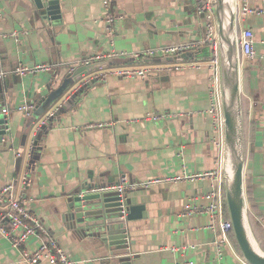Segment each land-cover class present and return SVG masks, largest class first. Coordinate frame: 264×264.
Masks as SVG:
<instances>
[{
  "label": "crops",
  "instance_id": "crops-1",
  "mask_svg": "<svg viewBox=\"0 0 264 264\" xmlns=\"http://www.w3.org/2000/svg\"><path fill=\"white\" fill-rule=\"evenodd\" d=\"M109 1L110 12L121 17L111 39L104 33L101 0H60V18L52 21L41 18L38 12L44 11L33 0H0V30L5 35L0 38V113L9 117L18 136L27 118L18 108H35L47 94L53 72L91 62L98 54L126 53L109 59L114 61L111 66L92 75L94 83L84 87L39 143L42 150L36 160H30L28 142L24 150L19 139L14 150L0 146V189L13 183L14 194L24 195L29 210L78 264H247L230 237L223 242L207 227L205 213L182 215L185 202L198 206L206 202L203 195L216 183L209 176L128 190L131 205L142 208L129 223L127 258L111 256L100 242L68 225L67 201L82 186L116 184L121 176L138 184L220 170L218 134L208 112L213 74L209 54L201 49L180 61L133 57L200 40L204 27L194 1ZM248 4L258 6L260 0ZM246 26L254 33L253 48L260 55L263 20L238 17L237 33ZM35 65L48 68L17 72ZM143 68L149 71L144 78L115 74L120 69ZM57 86L53 83L50 90ZM239 88L243 130L244 122L248 127L244 185L250 184V200L262 215L257 219L262 226L264 64L240 57ZM146 114L159 118L144 120ZM246 208L248 213L247 201ZM35 243L29 240L28 245ZM0 264H23L19 252L2 236Z\"/></svg>",
  "mask_w": 264,
  "mask_h": 264
},
{
  "label": "water",
  "instance_id": "water-1",
  "mask_svg": "<svg viewBox=\"0 0 264 264\" xmlns=\"http://www.w3.org/2000/svg\"><path fill=\"white\" fill-rule=\"evenodd\" d=\"M43 20L60 18V0H33ZM217 24L219 84L223 124L222 179L225 207L232 226V236L247 264H264V251L252 231L244 194L245 142L243 113L239 88L240 53L237 43L236 0H215ZM208 55V50L203 49ZM184 53L168 60L180 61L192 58ZM114 61L104 59L70 66L66 70L52 73L46 87L47 94L41 96L35 108L24 113L25 123L17 135L9 117L0 113V146L6 151L16 148L19 139L22 150L29 145L30 160L42 150L39 143L84 87L94 83V73ZM89 79V80H86ZM57 83L54 90L51 85ZM65 95V96H64ZM90 187V186H89ZM82 186L67 201L66 220L71 228L97 240L108 253L119 259L130 255L127 230L142 207L131 205L130 199L115 192L83 193L86 189L100 185Z\"/></svg>",
  "mask_w": 264,
  "mask_h": 264
},
{
  "label": "built area",
  "instance_id": "built-area-1",
  "mask_svg": "<svg viewBox=\"0 0 264 264\" xmlns=\"http://www.w3.org/2000/svg\"><path fill=\"white\" fill-rule=\"evenodd\" d=\"M197 16L203 21L204 32L195 43L192 44H177L171 45L159 50H148L141 54H136L133 57H144L147 59L158 58L166 60L170 57H175L184 53L195 54L199 50L206 48L208 50L210 59V68L213 72L209 86L210 108L208 112L213 117V126L218 134L216 144L220 150V170L207 172L204 174H191L177 176L172 178H154L145 183H131L126 176H121L116 184L108 186H100L97 188H90L87 193L97 192H115L120 197H124L128 190L137 187H147L150 184L162 181H176L181 179H192L196 177L209 176L216 183L211 185L208 192L203 195L206 201L203 206H198L192 201L183 204V216H188L193 213H205L208 217V228L218 233L222 241L227 242L229 234H232V226L229 220L226 207L225 198L222 187V161H223V124H222V110L220 99V84H219V61H218V40H217V24L215 16V0H193ZM103 9L104 33L110 39L116 33L115 23L120 16L110 12V1L101 0ZM237 18L247 15H253L263 20V37L260 40L263 46V52L257 55L254 51V33L248 26L242 28L238 33L237 43L240 57L253 62L259 61L264 64V0H260L258 6H251L248 0H237ZM2 20V12L0 11V21ZM10 34L9 36H14ZM5 35L0 30V38ZM126 53L116 54L114 52L107 54H98L91 61L112 59L116 57L125 56ZM46 65H35L33 67L23 66L17 70L18 74L36 73L47 69ZM147 69H120L116 70L115 74L125 78H144L148 74ZM33 106H20L19 111L30 112ZM2 112L5 114L6 109ZM159 117L146 114L144 120H156ZM100 126V125H99ZM24 183V182H23ZM13 183L6 184L0 189V236L6 239L12 248L17 250L20 254L21 262L23 264H78L80 263L73 258H70L59 245L58 241L51 237L47 229L43 226L40 220L29 210L28 200L23 194H14ZM264 227V220H260ZM29 240H34L36 243L33 247H29Z\"/></svg>",
  "mask_w": 264,
  "mask_h": 264
},
{
  "label": "trees",
  "instance_id": "trees-1",
  "mask_svg": "<svg viewBox=\"0 0 264 264\" xmlns=\"http://www.w3.org/2000/svg\"><path fill=\"white\" fill-rule=\"evenodd\" d=\"M244 132H245V142L247 144L248 127H247V124L245 122H244ZM244 186H245L246 201L248 203V215H249L250 225L252 227L253 233H254L260 247L264 251V229L262 226L257 224V219L258 220L262 219V215H260V213L255 209L254 205L251 203V200H250L251 189H250L249 182L245 181ZM229 237L231 239V242H232L236 252L241 256L231 233L229 234Z\"/></svg>",
  "mask_w": 264,
  "mask_h": 264
}]
</instances>
